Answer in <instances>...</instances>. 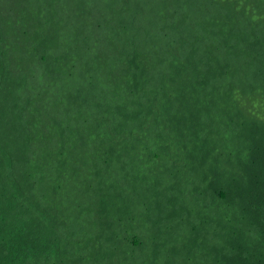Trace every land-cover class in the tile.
<instances>
[{
	"label": "trees",
	"instance_id": "1",
	"mask_svg": "<svg viewBox=\"0 0 264 264\" xmlns=\"http://www.w3.org/2000/svg\"><path fill=\"white\" fill-rule=\"evenodd\" d=\"M256 30L264 0H0V264H264Z\"/></svg>",
	"mask_w": 264,
	"mask_h": 264
},
{
	"label": "clouds",
	"instance_id": "2",
	"mask_svg": "<svg viewBox=\"0 0 264 264\" xmlns=\"http://www.w3.org/2000/svg\"><path fill=\"white\" fill-rule=\"evenodd\" d=\"M250 36H253L254 42L257 45H259L263 40L264 32H258L256 30ZM263 64H264V60H262V65ZM22 139L24 143L19 144V149L24 148L27 151L31 161H33V163L36 165L38 170L44 175V179H45L44 183L46 185L53 184L52 182H49V178L53 179L55 177L56 170L54 165L50 163L48 159L43 157L44 156L43 152L46 151V149L53 150V148L57 146L62 148V150L58 153L65 156L63 158L64 163H66L70 158L69 155L66 154L64 148L59 144L58 140L55 138L52 132V123L42 122L37 128L29 131L28 134L23 135ZM251 198L252 197L250 191L248 202L251 200ZM247 218H248V214L247 212H245V215L241 220V222L239 223V225L237 226L236 231L239 230L240 228L241 229L243 228L245 222L247 221ZM228 230L234 233L235 227L229 225L227 222H224L219 229L217 228L218 231L217 235L220 236L222 232H226Z\"/></svg>",
	"mask_w": 264,
	"mask_h": 264
}]
</instances>
